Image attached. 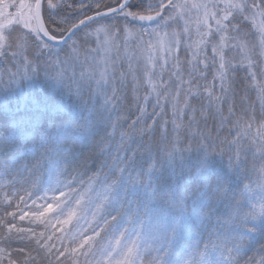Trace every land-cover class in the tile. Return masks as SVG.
<instances>
[{
    "label": "snow or ice",
    "instance_id": "1",
    "mask_svg": "<svg viewBox=\"0 0 264 264\" xmlns=\"http://www.w3.org/2000/svg\"><path fill=\"white\" fill-rule=\"evenodd\" d=\"M2 65L5 216L79 231L0 264H264V0H0Z\"/></svg>",
    "mask_w": 264,
    "mask_h": 264
},
{
    "label": "trees",
    "instance_id": "2",
    "mask_svg": "<svg viewBox=\"0 0 264 264\" xmlns=\"http://www.w3.org/2000/svg\"><path fill=\"white\" fill-rule=\"evenodd\" d=\"M86 2H91V0H86ZM106 2L110 3L109 0H106ZM90 14V13H89ZM7 65H2L0 66V75L3 74L4 69L7 68ZM243 73L240 74V77L237 78V87L241 88V78L243 77ZM6 79V77H5ZM251 85V82H247ZM264 84V76H261L257 81L255 86H250L248 88V95L251 97V100L254 102V108L255 111L257 113V115H259L260 113V101H259V90H258V86ZM2 86V85H0ZM129 94L131 95V91L129 90ZM241 94H243V91L241 90ZM140 97H141V103H143V96L145 95L144 90L141 89L140 93H139ZM122 107V111L120 112V117L124 118L127 116L128 112H129V104L128 103H122L121 105ZM236 107H237V113L239 114L240 112V103H239V96L236 98ZM249 109L251 110V106H249ZM227 110V105L225 106V111ZM131 111L133 112L134 115L139 114L138 110L135 108V104L133 103L131 105ZM147 111L149 113H151L152 109L151 106L148 107ZM149 123H152V121H148ZM211 123V122H210ZM169 127H171V125H169ZM230 127V126H229ZM213 136L215 137V133H213ZM155 137L156 140L159 141L160 140V127L156 126V131H155ZM225 137H228V133H227V128L220 133L219 139L215 140V143L213 144V147L217 150H221L223 149L225 152H227V144L226 143H222V141L224 140ZM228 139L230 140L231 137H228ZM184 146L187 147L189 144L188 140H184L183 141ZM192 143H195V141H193ZM225 161H227V155H225ZM3 196V192H0V197ZM18 202V200L13 202V207L12 208H8V211H15V204ZM6 207V202L5 203H0V220H3L5 223L7 222H11L13 224H15L17 227L20 228H24V229H30L32 231H34L37 235H39V231L41 232V229L37 226H35L34 228L28 226L27 223L21 221L19 219V217L17 216V218L15 220L12 219L11 216H5V212L4 209ZM4 232L7 231L6 228L3 229ZM69 237L68 239H66L65 237ZM50 245H54L55 249H60L61 245L63 244L64 248H69L70 245V235L69 234H59L58 236L55 237H51V240L49 241ZM15 247V245L13 246ZM72 247H75V245H72ZM70 251V248H69ZM33 255H35V253H33ZM253 255V253H249V256ZM63 259V258H62ZM64 264H77V261L74 259V257L72 255H69L68 259L64 261ZM79 264H85V260L84 257L81 256L79 257Z\"/></svg>",
    "mask_w": 264,
    "mask_h": 264
},
{
    "label": "rangeland",
    "instance_id": "3",
    "mask_svg": "<svg viewBox=\"0 0 264 264\" xmlns=\"http://www.w3.org/2000/svg\"><path fill=\"white\" fill-rule=\"evenodd\" d=\"M110 3H111V0H109ZM257 22H259V19H257ZM145 39H147V37H145ZM122 43V41H121ZM132 53L129 52V55H131ZM122 55H123V52H122ZM136 61L133 60V64H135ZM125 67H127V61H125ZM10 71H14L12 69H10ZM77 72H79V69H77ZM23 222L27 223L28 226L34 228L35 226L39 227L41 229V232L39 231V234L40 233H46L47 236H50V237H55V236H58L59 234H69L70 237L72 234L76 233L79 231V228L78 227H73L72 224H65L63 226V228H59V227H56L54 228L53 225L56 224V221H52L51 224L49 225H45V224H41L39 223L38 221H32L30 222V218L29 217H26ZM71 229V232H69L68 230Z\"/></svg>",
    "mask_w": 264,
    "mask_h": 264
}]
</instances>
